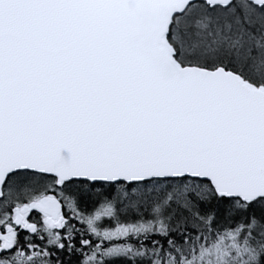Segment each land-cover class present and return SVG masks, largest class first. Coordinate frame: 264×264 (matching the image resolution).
<instances>
[{
	"label": "snow or ice",
	"instance_id": "obj_1",
	"mask_svg": "<svg viewBox=\"0 0 264 264\" xmlns=\"http://www.w3.org/2000/svg\"><path fill=\"white\" fill-rule=\"evenodd\" d=\"M0 264H264V0H0Z\"/></svg>",
	"mask_w": 264,
	"mask_h": 264
}]
</instances>
